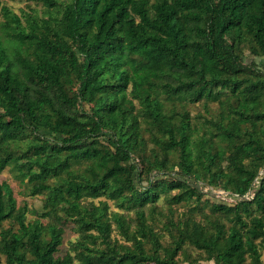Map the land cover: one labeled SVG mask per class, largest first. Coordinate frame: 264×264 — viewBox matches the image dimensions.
I'll use <instances>...</instances> for the list:
<instances>
[{
	"label": "trees",
	"instance_id": "trees-1",
	"mask_svg": "<svg viewBox=\"0 0 264 264\" xmlns=\"http://www.w3.org/2000/svg\"><path fill=\"white\" fill-rule=\"evenodd\" d=\"M23 1L0 0V174L45 198L0 179L5 264H264V0ZM174 191L165 244L146 210Z\"/></svg>",
	"mask_w": 264,
	"mask_h": 264
},
{
	"label": "rangeland",
	"instance_id": "rangeland-1",
	"mask_svg": "<svg viewBox=\"0 0 264 264\" xmlns=\"http://www.w3.org/2000/svg\"><path fill=\"white\" fill-rule=\"evenodd\" d=\"M4 6L9 7L16 14L21 16L22 12H31L38 11L42 12L43 8L39 5L23 1V0H1ZM188 111L190 112V116L193 118V121L198 125H201L205 120L213 119L218 116L219 113V105L217 103H206L204 101L191 104L188 106ZM1 181L7 182L11 188L13 189L14 196L17 200L18 206L22 207L27 205L29 209H35L40 211L42 209L44 203V196H30L25 193V188L21 186L19 181H17L10 170L7 168L0 174ZM215 195L216 200L227 201L226 196L223 194H219L217 191H212ZM178 191H174L170 195L161 194L160 200L156 204V208L146 210L147 216L152 218L155 223L156 230L163 234V242L168 244L171 242V236L167 231L166 224L169 220H174L175 222L183 221L188 217L191 213L190 209L194 206V203H182L178 205L170 204L169 198L173 195H176ZM104 200V199H101ZM99 200L95 201V204H98ZM111 211H119L116 205L113 202H108ZM209 210L206 209L205 212H199L195 214L197 220H202ZM131 221L135 222V213L134 211L125 213ZM28 219H34L32 216H28ZM151 219V220H152ZM152 220V221H153ZM11 223H5V227H10ZM113 228H116V225L113 224ZM112 237L118 240H122L117 230H114ZM78 238V234L71 230V227L66 228V233L64 237L63 245L61 246L60 255L66 254L70 250V244L75 242ZM196 252H194L195 254ZM262 259L264 262V251L262 253ZM203 264H213V262H202ZM0 264H5L4 257L0 256Z\"/></svg>",
	"mask_w": 264,
	"mask_h": 264
},
{
	"label": "built area",
	"instance_id": "built-area-1",
	"mask_svg": "<svg viewBox=\"0 0 264 264\" xmlns=\"http://www.w3.org/2000/svg\"><path fill=\"white\" fill-rule=\"evenodd\" d=\"M221 195V193H219ZM223 194V193H222ZM224 195V194H223Z\"/></svg>",
	"mask_w": 264,
	"mask_h": 264
}]
</instances>
